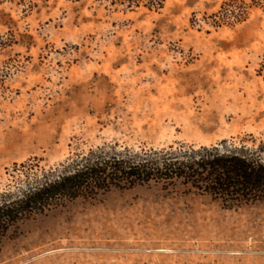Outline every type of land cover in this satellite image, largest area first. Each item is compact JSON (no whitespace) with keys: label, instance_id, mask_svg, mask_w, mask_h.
<instances>
[{"label":"rangeland","instance_id":"374dc122","mask_svg":"<svg viewBox=\"0 0 264 264\" xmlns=\"http://www.w3.org/2000/svg\"><path fill=\"white\" fill-rule=\"evenodd\" d=\"M118 1L0 0V192L101 147L264 149V11L213 28L221 0ZM0 264H264V202L113 189L19 222Z\"/></svg>","mask_w":264,"mask_h":264},{"label":"trees","instance_id":"16d2710c","mask_svg":"<svg viewBox=\"0 0 264 264\" xmlns=\"http://www.w3.org/2000/svg\"><path fill=\"white\" fill-rule=\"evenodd\" d=\"M143 1L153 10L163 5V0H119L118 4L131 8ZM254 8L264 11V0H221L219 8L203 20L213 28L234 27L245 22ZM263 153L261 145L225 141L217 146L140 152L101 147L75 154L47 171L21 166L25 169L21 185L0 192V238L19 222L78 198L151 183L165 187L179 183L221 201L226 208L264 202Z\"/></svg>","mask_w":264,"mask_h":264}]
</instances>
